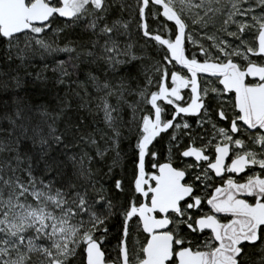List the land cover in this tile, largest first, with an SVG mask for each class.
<instances>
[{
  "label": "snow or ice",
  "instance_id": "obj_1",
  "mask_svg": "<svg viewBox=\"0 0 264 264\" xmlns=\"http://www.w3.org/2000/svg\"><path fill=\"white\" fill-rule=\"evenodd\" d=\"M0 264H264V0H0Z\"/></svg>",
  "mask_w": 264,
  "mask_h": 264
},
{
  "label": "trees",
  "instance_id": "obj_2",
  "mask_svg": "<svg viewBox=\"0 0 264 264\" xmlns=\"http://www.w3.org/2000/svg\"><path fill=\"white\" fill-rule=\"evenodd\" d=\"M75 102V101H74ZM96 120L99 122L100 121V115L98 114L97 116H96ZM102 126V125H101Z\"/></svg>",
  "mask_w": 264,
  "mask_h": 264
}]
</instances>
